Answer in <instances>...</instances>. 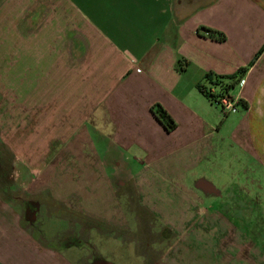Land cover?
<instances>
[{"label": "crops", "instance_id": "0c3cea01", "mask_svg": "<svg viewBox=\"0 0 264 264\" xmlns=\"http://www.w3.org/2000/svg\"><path fill=\"white\" fill-rule=\"evenodd\" d=\"M18 16L25 17L23 32L15 25L8 32L2 28L5 20L12 22ZM208 31L223 34L226 40L217 41L205 33ZM6 39L24 41L26 68L32 57H55L52 80L56 83V102L62 116L71 122L72 137L89 138L85 150L95 158V164L88 185L100 192L86 194L77 189L70 196H62L60 188H54L52 195L78 206L83 217L95 222L89 228L91 237L103 232L102 240L113 242L108 248L120 249L121 258L131 260L121 253L124 249L129 253L128 243L134 241L124 235L131 226L116 204V193L111 192L112 181H120L122 186L125 181L117 176L115 163L121 164L135 186L148 194L146 199L142 197L147 201L155 200L150 194L159 169L164 179L173 176L176 180L177 187L171 188L175 195L186 194V186L187 193L192 194L191 184L197 177L220 193L227 184L233 189L241 182L248 186L264 184V0H0V40ZM44 43L50 47L44 48ZM240 69L246 72L239 75ZM209 73L236 76L224 82L225 87L237 82L227 92L222 90L224 86L205 85L214 94L235 98L237 107L244 108L248 127L257 123V136L262 135L257 147L248 152L247 171L240 174L239 182L234 175L225 184H218L202 172L193 174L216 150L212 140L217 132L213 103L197 90V84ZM157 104L176 123L171 133L152 112ZM77 122H82L81 127H74ZM181 157L192 161L187 174L184 166L177 165ZM177 167H181L180 172L174 173ZM204 193V200L209 201L213 193ZM223 210L206 208L198 210V215L213 211L208 219L224 218ZM188 211L190 215L192 210ZM170 214L158 210V215ZM179 216L185 220L187 214L180 212ZM97 224L120 234L106 236ZM60 226L62 222L56 220L42 227L47 245L25 235L17 239L12 225L1 226L0 232L5 230L7 237L5 240L6 234L0 235V247L3 242L7 250L6 257L0 252V264H80L69 259L76 250L73 246L64 249L62 243L57 245L59 233H63ZM168 229L172 234L177 232L176 226ZM134 249L138 262L142 254Z\"/></svg>", "mask_w": 264, "mask_h": 264}, {"label": "rangeland", "instance_id": "374dc122", "mask_svg": "<svg viewBox=\"0 0 264 264\" xmlns=\"http://www.w3.org/2000/svg\"><path fill=\"white\" fill-rule=\"evenodd\" d=\"M11 20H5L2 28L8 32L15 25L23 32L25 17ZM23 47L24 41L20 39L0 40V228L12 225L17 239L25 235L47 245L44 230L40 232L42 227L51 221H60L63 233H59L56 243H62L64 249L73 246L76 254L70 253L69 259L80 264H264V191L259 189L264 184L256 182L251 186L241 182L235 189L227 184L220 193L215 186L197 177L192 178V194L187 193L186 186V194L175 195L171 188L177 187L176 180L173 176L164 179V172L159 169L150 194L155 200L147 201L143 199L148 194L135 186L121 164L115 163L117 176L125 181L123 186L120 181L115 184L112 181L111 192L116 193V204L131 226L124 235L134 241L128 243L129 253L124 249L121 256L131 260L121 258L120 249L109 250L113 242H104L103 232L91 237L89 228L95 222L83 217L77 211L78 206L61 202L52 195L54 188H60L62 196H70L77 189L86 194L100 192L96 186L88 185V176L95 164V158L85 150L89 138L72 137L71 122L62 116L61 106L56 102L52 73L55 57H32L26 68ZM43 47L50 45L44 43ZM43 70L47 73L41 74ZM236 107L233 111L237 112L226 113L213 104L211 112L216 116L217 132L212 140L216 150L201 161L199 169L193 170L196 176L202 172L215 183L225 184L233 175L239 182L240 174L247 171L248 152L257 147L262 135L257 136V123L248 127L243 106ZM81 123H75L74 127H81ZM191 163L181 157L177 165L184 166L187 174ZM196 187L202 190L197 191ZM252 187L258 190L253 191ZM206 191L213 193L209 194V201L204 200ZM206 208L225 209L223 213L227 216L208 219L213 211L199 216L198 210L206 211ZM158 210L171 214L169 217L158 215ZM180 212H186L185 220L179 216ZM184 223L186 230L182 227ZM103 225L97 224V227L106 236H119L113 228ZM168 227L177 232L172 234ZM2 234H6V240L5 230ZM6 245L1 242L2 257H6ZM134 248L142 254L138 262Z\"/></svg>", "mask_w": 264, "mask_h": 264}, {"label": "trees", "instance_id": "16d2710c", "mask_svg": "<svg viewBox=\"0 0 264 264\" xmlns=\"http://www.w3.org/2000/svg\"><path fill=\"white\" fill-rule=\"evenodd\" d=\"M200 32L201 31H199V33ZM205 33H207L208 36H210L211 38H213L217 41L224 42L226 40V38L223 34L221 35V34H218L216 32H213V31H208ZM245 72H246L245 69H240L239 75H243ZM235 79H236V76L215 77V75L213 73H209L205 76L203 82H200L197 84V90L203 96L208 98L214 105L221 107V105L218 102V99L221 98L222 96H225V94H223V93L214 94L210 91V89L205 84H209L211 87H220L221 88L224 86V82L226 80L232 81ZM236 83L237 82L233 81L230 84H228L226 87L224 86L222 90L227 92L229 89H233L235 87ZM226 96H229V95H226ZM152 112L155 115V117L157 118V120L165 127L167 132L171 133L172 131H174L176 129L175 121L171 118V116L164 110V108L160 104L154 105L152 107Z\"/></svg>", "mask_w": 264, "mask_h": 264}, {"label": "built area", "instance_id": "2783aa9c", "mask_svg": "<svg viewBox=\"0 0 264 264\" xmlns=\"http://www.w3.org/2000/svg\"><path fill=\"white\" fill-rule=\"evenodd\" d=\"M218 102L225 112L233 111L237 104V100L235 98L226 95L219 98Z\"/></svg>", "mask_w": 264, "mask_h": 264}, {"label": "flooded vegetation", "instance_id": "af4514ba", "mask_svg": "<svg viewBox=\"0 0 264 264\" xmlns=\"http://www.w3.org/2000/svg\"><path fill=\"white\" fill-rule=\"evenodd\" d=\"M262 190L264 191V188Z\"/></svg>", "mask_w": 264, "mask_h": 264}]
</instances>
